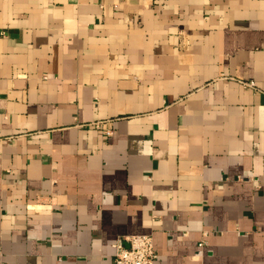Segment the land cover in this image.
Returning a JSON list of instances; mask_svg holds the SVG:
<instances>
[{"label":"crops","instance_id":"crops-1","mask_svg":"<svg viewBox=\"0 0 264 264\" xmlns=\"http://www.w3.org/2000/svg\"><path fill=\"white\" fill-rule=\"evenodd\" d=\"M128 234L264 264V0H0V264Z\"/></svg>","mask_w":264,"mask_h":264},{"label":"built area","instance_id":"built-area-1","mask_svg":"<svg viewBox=\"0 0 264 264\" xmlns=\"http://www.w3.org/2000/svg\"><path fill=\"white\" fill-rule=\"evenodd\" d=\"M111 246L113 264H154L157 256L151 234L118 235Z\"/></svg>","mask_w":264,"mask_h":264}]
</instances>
